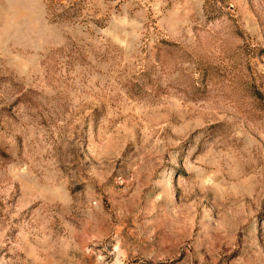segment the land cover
<instances>
[{
    "label": "rangeland",
    "instance_id": "374dc122",
    "mask_svg": "<svg viewBox=\"0 0 264 264\" xmlns=\"http://www.w3.org/2000/svg\"><path fill=\"white\" fill-rule=\"evenodd\" d=\"M0 264H264V0H0Z\"/></svg>",
    "mask_w": 264,
    "mask_h": 264
}]
</instances>
